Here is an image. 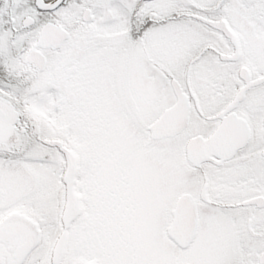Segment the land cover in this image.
I'll return each mask as SVG.
<instances>
[{
  "label": "snow or ice",
  "instance_id": "6c2138e0",
  "mask_svg": "<svg viewBox=\"0 0 264 264\" xmlns=\"http://www.w3.org/2000/svg\"><path fill=\"white\" fill-rule=\"evenodd\" d=\"M0 264H264V0H0Z\"/></svg>",
  "mask_w": 264,
  "mask_h": 264
}]
</instances>
